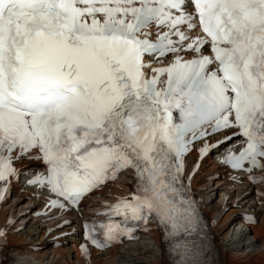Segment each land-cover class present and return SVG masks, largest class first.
Wrapping results in <instances>:
<instances>
[{
  "label": "snow or ice",
  "instance_id": "6c2138e0",
  "mask_svg": "<svg viewBox=\"0 0 264 264\" xmlns=\"http://www.w3.org/2000/svg\"><path fill=\"white\" fill-rule=\"evenodd\" d=\"M229 129L238 131L208 142ZM234 136L245 146L223 163L264 185L254 175L264 172V0H0L3 185L36 150L47 174L28 183L63 210L132 169L137 192L112 211L187 231L197 219L184 157L196 141L203 158ZM123 236L132 229L119 224L104 243L89 233L101 249Z\"/></svg>",
  "mask_w": 264,
  "mask_h": 264
},
{
  "label": "bare ground",
  "instance_id": "6f19581e",
  "mask_svg": "<svg viewBox=\"0 0 264 264\" xmlns=\"http://www.w3.org/2000/svg\"><path fill=\"white\" fill-rule=\"evenodd\" d=\"M36 165L35 162H24L19 168L27 170ZM204 171L208 176H226V172L214 163L202 165L200 172ZM21 190L14 192L16 201L22 203L37 200L35 193ZM222 205H208L207 209H210L211 216L217 215V219L220 217L217 232L222 254L226 257L225 264H264V209L257 213L258 223L255 226L236 229L234 226L239 206L234 201L230 205L225 204V207ZM12 229L8 231L12 233L9 235L11 243L7 264H86L73 251L64 248L72 240L66 230H56L50 234L51 230H43L38 225L28 227L21 233ZM53 242H59L61 248L52 249ZM91 254V264H167L157 234H154L149 244L111 250L105 254L92 251Z\"/></svg>",
  "mask_w": 264,
  "mask_h": 264
},
{
  "label": "rangeland",
  "instance_id": "374dc122",
  "mask_svg": "<svg viewBox=\"0 0 264 264\" xmlns=\"http://www.w3.org/2000/svg\"><path fill=\"white\" fill-rule=\"evenodd\" d=\"M222 202V201H221ZM229 202V201H228ZM213 204L214 203H219V198H215L214 200H213V202H212ZM231 204V202L229 203V204H227V205H230ZM219 205H220V203H219ZM222 206H224V205H222ZM225 207V206H224ZM222 214V213H221ZM220 214V215H221Z\"/></svg>",
  "mask_w": 264,
  "mask_h": 264
}]
</instances>
